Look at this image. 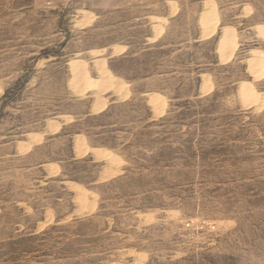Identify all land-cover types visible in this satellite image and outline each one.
Returning a JSON list of instances; mask_svg holds the SVG:
<instances>
[{
  "label": "rangeland",
  "instance_id": "rangeland-1",
  "mask_svg": "<svg viewBox=\"0 0 264 264\" xmlns=\"http://www.w3.org/2000/svg\"><path fill=\"white\" fill-rule=\"evenodd\" d=\"M263 30L264 0H0V264H264Z\"/></svg>",
  "mask_w": 264,
  "mask_h": 264
},
{
  "label": "bare ground",
  "instance_id": "bare-ground-1",
  "mask_svg": "<svg viewBox=\"0 0 264 264\" xmlns=\"http://www.w3.org/2000/svg\"><path fill=\"white\" fill-rule=\"evenodd\" d=\"M208 10V12L207 11H205L204 12V14H203V17H202V19H201V24L202 25H204V26H206L207 25V28H210V27H208V25H210V17L212 16V15H215V14H213V12L208 8L207 9ZM212 18V17H211ZM260 27V26H259ZM205 28V27H204ZM206 28V29H207ZM159 29V28H158ZM258 29V28H257ZM260 30H258V31H261L262 30V28H259ZM264 31V30H263ZM209 33V32H208ZM226 33V32H225ZM208 35V34H207ZM231 35V34H230ZM155 36H157V35H155ZM159 36V35H158ZM229 37V36H228ZM231 37V36H230ZM231 39H228L227 37H224L223 39H222V41H220L219 42V49H217L218 50V52H219V54L220 55H222V53H223V51L224 50H226L227 48H229V46L231 45ZM228 51V50H227ZM233 52V51H232ZM221 59H223V58H221ZM224 60H225V58H224ZM229 61V60H228ZM258 61V60H257ZM255 62V61H254ZM81 62H77V61H72L71 63H70V66H71V68H72V71H73V73L75 74L74 75V79L76 78V79H78V80H80V82L81 81H83L84 82V84L85 85H88V86H95V87H98V88H102V90H100L101 92L102 91H104V90H106V87H111V85H112V83H113V80H112V78L111 77H113V76H111V77H109L108 76V74H106V71H105V69H104V63L103 62H100V61H96L95 60V63L97 64V65H99V73L100 74H102V75H104V76H107L106 78H105V81H104V83H108V84H102V83H98V82H96L95 80H90L87 76H86V73L85 72H83L84 71V67L82 66V64H80ZM256 63V62H255ZM257 65V64H256ZM255 65V66H256ZM69 66V67H70ZM259 67H261V66H259ZM262 69V68H261ZM256 71V70H255ZM258 71H259V69H258ZM260 72V71H259ZM253 73V72H252ZM106 74V75H105ZM110 74V73H109ZM74 81V80H73ZM75 82V81H74ZM78 82V81H77ZM82 84V83H81ZM84 85V86H85ZM107 85V86H106ZM118 85H120V84H118ZM124 85V84H123ZM83 86V87H84ZM115 86H117L116 84H115ZM82 87V86H81ZM116 88V87H115ZM242 88H243V90L245 91V93H244V96H246V97H248L249 98V100H252L255 96L250 92V88H248L247 87V85H245V84H243L242 85ZM85 89V88H84ZM121 88L119 87V90H120ZM100 91H98V92H100ZM97 92V93H98ZM154 99H151L153 102H157L158 101V98L157 97H153ZM103 99V98H102ZM104 100V99H103ZM254 101V100H253ZM98 103V102H97ZM100 103V102H99ZM102 103V102H101ZM100 103V104H101ZM103 103H104V101H103ZM106 103V102H105ZM160 103V102H159ZM99 105V104H98ZM105 106H106V104H105ZM155 106H156V104H155ZM158 107V106H157ZM162 111V110H161ZM37 140V139H36ZM79 142H80V140H79ZM29 148V147H28ZM98 150V149H97ZM96 150V151H97ZM102 152V150H100V153ZM103 153V152H102ZM111 153H104V156H106L107 158H109V159H113L114 157H113V155H110ZM99 155H101V154H99Z\"/></svg>",
  "mask_w": 264,
  "mask_h": 264
}]
</instances>
